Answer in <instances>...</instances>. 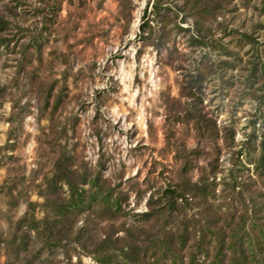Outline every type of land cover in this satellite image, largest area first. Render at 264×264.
Segmentation results:
<instances>
[{"label":"rangeland","instance_id":"obj_1","mask_svg":"<svg viewBox=\"0 0 264 264\" xmlns=\"http://www.w3.org/2000/svg\"><path fill=\"white\" fill-rule=\"evenodd\" d=\"M263 140L264 0H0V264H188L264 202Z\"/></svg>","mask_w":264,"mask_h":264},{"label":"trees","instance_id":"obj_2","mask_svg":"<svg viewBox=\"0 0 264 264\" xmlns=\"http://www.w3.org/2000/svg\"><path fill=\"white\" fill-rule=\"evenodd\" d=\"M262 146L264 150V140ZM261 160H264V154ZM261 160L257 164V169L262 167ZM207 190L204 185L199 183H192L189 188L183 189L169 187L165 190L164 205L156 211H146L144 216L147 220L156 214L159 216L162 213L172 216L182 204L188 201L189 196L187 194L193 196L195 192L205 193ZM242 194L243 190L241 196ZM112 197L109 193L95 190L87 196V203L90 205L98 199L97 201H102L106 207L113 211L121 210L119 198L112 199ZM87 198L81 192L74 190L68 211L73 213L76 209H80L79 203L84 204ZM252 204V208L243 213L237 222L233 217L226 224H219L215 221L211 223L212 225L207 226L211 232L210 238H207L203 228H200L199 236L193 243L194 249L188 254V264H201L200 259L202 258L208 261L209 264H264V202L258 205V209L255 208L257 205L255 202H252ZM259 207H261L260 210ZM33 221L29 224L31 229H33V223H35ZM187 232V229H185L181 233H171L168 237L170 240L167 245L168 249L176 253L172 245H174L177 238L182 244L181 247L186 248L189 239Z\"/></svg>","mask_w":264,"mask_h":264}]
</instances>
